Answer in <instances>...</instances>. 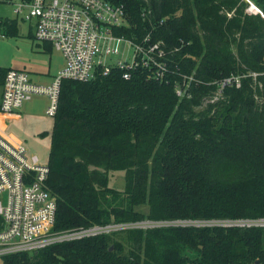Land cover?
<instances>
[{
	"label": "trees",
	"instance_id": "16d2710c",
	"mask_svg": "<svg viewBox=\"0 0 264 264\" xmlns=\"http://www.w3.org/2000/svg\"><path fill=\"white\" fill-rule=\"evenodd\" d=\"M107 1L123 7L127 23L113 34L156 44L171 77L187 82L185 95H175L167 72L157 79L140 65L126 80L96 67L85 83L61 82L46 161L53 232L264 219V19L245 0ZM249 1L264 15V0ZM0 34L18 37L17 21L0 18ZM107 172H123L122 192L106 186ZM142 204L145 215L136 210ZM154 231L163 249L144 230L126 229L1 262L264 264V228Z\"/></svg>",
	"mask_w": 264,
	"mask_h": 264
},
{
	"label": "built area",
	"instance_id": "2783aa9c",
	"mask_svg": "<svg viewBox=\"0 0 264 264\" xmlns=\"http://www.w3.org/2000/svg\"><path fill=\"white\" fill-rule=\"evenodd\" d=\"M0 6L8 7L16 19L31 27L33 41L48 44L63 61L61 69L45 85L33 83L24 71L8 69L0 92L2 116L10 118L25 102L43 97L47 103L43 114L52 119L61 82L85 83L92 79L96 67H100L102 75L116 68L124 80L137 65L152 69L157 79L167 72L160 62L163 53L156 44L144 48L113 34V29L124 26L121 5L107 0H0ZM250 8L264 19L258 10ZM119 44L131 51L128 61L120 59ZM47 176L46 163L28 153L21 143L11 144L0 137V264L7 255L34 253L52 244L122 230V224H116L53 232L55 200L46 189ZM202 223L212 224L194 227L264 228V219Z\"/></svg>",
	"mask_w": 264,
	"mask_h": 264
},
{
	"label": "rangeland",
	"instance_id": "374dc122",
	"mask_svg": "<svg viewBox=\"0 0 264 264\" xmlns=\"http://www.w3.org/2000/svg\"><path fill=\"white\" fill-rule=\"evenodd\" d=\"M245 2L248 3L249 7L251 6L254 9L258 10L251 1L245 0ZM0 18L13 19L15 17L7 7L5 8V10L0 9ZM15 20L17 21V34L19 38H7L5 36L0 38V69H24L27 72L37 74H51L53 72L56 75L62 65L60 56L53 50H51L48 55L36 54L32 52L22 38L23 36H25V31L28 25L16 18ZM126 24L127 23L125 19L124 25ZM118 53L121 60L128 61L131 57V51L127 49L126 45L124 44L118 45ZM106 60L110 62L112 61L111 58H107ZM166 74L170 75L168 80L175 85V95L177 97L185 95L184 91L186 90L185 88L187 86V82L184 80V78L177 77L175 79L174 76L171 77V74L169 72H167ZM167 75H164L163 77L167 79ZM36 84L45 85L47 83ZM218 95L219 88L217 89V92H215V97ZM46 105V99L43 97L32 98L31 100L25 102L19 110L21 112V116L11 117L8 119V121H4L1 123L3 125V133L4 135H6V137L0 135V137H2L8 143H21L26 148L28 153L36 155L39 161H41L42 163H46L47 161L49 148L48 132L51 128V119L45 117L43 114ZM202 108L203 105L196 108V110L201 111ZM40 134L42 135V137L40 136ZM106 177V186L108 188L117 192L123 191V172H107ZM136 210L142 215H145L147 212V208L144 204L137 206ZM206 224L212 223H202V221L190 220H176L167 222H149L147 220H142L141 222H136L134 224H122L121 227L122 230L131 228L144 230L148 236H151L152 239L155 240L157 247L160 250L164 248V240L158 238L159 232L154 231L155 229L188 227Z\"/></svg>",
	"mask_w": 264,
	"mask_h": 264
},
{
	"label": "crops",
	"instance_id": "0c3cea01",
	"mask_svg": "<svg viewBox=\"0 0 264 264\" xmlns=\"http://www.w3.org/2000/svg\"><path fill=\"white\" fill-rule=\"evenodd\" d=\"M5 8H7V7L0 6L1 10H5ZM31 34H32V29H31V27L27 26V29L25 31V36H23L22 38H23L24 42L26 43V45L28 46V48L32 52H34L36 54L48 55L50 53V51L53 50L48 44L37 43V42L33 41ZM17 36H18V34H17ZM17 38H19V36L15 37L14 39H17ZM57 54L59 55V53H57ZM60 58H61V56H60ZM61 63L63 65L62 58H61ZM62 65H61V67H62ZM20 71H24L28 75L29 80L32 81L33 83H47L48 84L50 82V80L53 78V76H55V73H53V72L51 74H48V73L37 74V73L27 72L24 69H21ZM38 81H42V82H38ZM0 92H1V87H0ZM14 116L15 117L21 116V112L18 111L15 115H13L11 117H14ZM8 119H9V117H5V116L0 115V135H3L5 137H6V135H4V133H3V125L1 123L4 121H8ZM51 122H52V120H51ZM14 143H17V142H14Z\"/></svg>",
	"mask_w": 264,
	"mask_h": 264
}]
</instances>
